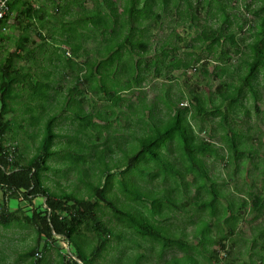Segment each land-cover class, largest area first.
<instances>
[{
	"label": "trees",
	"instance_id": "16d2710c",
	"mask_svg": "<svg viewBox=\"0 0 264 264\" xmlns=\"http://www.w3.org/2000/svg\"><path fill=\"white\" fill-rule=\"evenodd\" d=\"M84 1L66 0L65 3H56L61 15L53 33L59 39L53 38L54 48L42 53L41 59L46 61L35 68H31L30 62L33 59L37 62V58H34L36 51L26 48V45L32 43L29 30L39 20L42 22L47 19V13L43 16L45 12L33 7L30 0H11L7 15L0 21L1 30L11 14L16 12L14 23L20 31L14 38L0 31V40L12 38L15 45L14 51H8L0 58V225L9 227L19 221L16 212L8 207L9 200H25L32 207L33 200L41 197L45 205L42 211L33 207L31 214L24 217L26 224L34 227L37 244L42 240L44 250L38 252L37 248H31L27 251L26 256L31 259V264L43 263L44 252L53 246L52 241L56 236L73 248V253H61L55 246L60 258L59 264H101L100 261L106 259L109 249L115 246L112 241L118 244L126 231L152 245L158 244L159 257L169 249L176 248L182 252V255L163 260L160 264H181L180 260H183V264H200L196 256L200 252L198 246L204 251H213L208 246L217 242L220 249L225 250V240L231 239L236 229L234 223L228 225L230 218L234 221L241 217L249 202L252 210L256 211L255 218L264 209V178L257 187V179H250L246 173L247 162L253 165L254 170L263 169L264 157L256 154L253 143L249 141L254 135L249 130L242 133L234 122L237 113L250 116V109L246 106L249 100L253 101L255 112L264 113L255 104L260 98L259 75L262 74L264 79V0H243V8L256 18L257 28L251 33V40L245 43L243 37H237L238 32L243 30L245 17L242 19L231 12V9L237 8V5L232 4L233 0H120L119 5L115 0H90V8L84 6ZM181 4L183 8L179 9ZM170 5L178 9L175 12L177 20L183 18L185 22L192 23L197 30L196 34L185 41V38L172 31L149 57L151 29L159 26L162 22L160 12H165ZM209 19L213 22L209 23ZM36 35L41 38L39 45H44L46 38L39 29ZM172 37L173 42L170 41ZM88 40H92L95 47L88 48L85 45ZM175 41L186 48L203 49L210 61H215L209 75L218 83L206 94L193 91L189 96L190 102L182 107H177L167 93L158 96L167 115L162 119L155 113V104H147L142 99L144 94L142 97L138 95L137 103H132L130 99L122 97V93L135 90L138 94L142 93L143 82L150 75L167 79L173 70H181L183 73L198 70L195 63L199 57L195 58L194 53L180 56L179 45ZM241 43L243 48H240ZM61 48L64 53L69 48L71 53L68 51L69 54L65 56ZM236 54L241 61L240 68L231 63ZM83 55L84 60L77 61ZM18 60H25L29 65L23 64L25 68H19L16 65ZM68 70L72 71V81L63 87L60 80L68 75ZM86 90L98 98L106 99L109 113L85 112L82 103L83 92ZM25 95H28L26 98L29 97V100L21 104L19 109L17 101ZM122 102H128L129 108L133 107L126 114L124 128L138 125L137 128L142 129L140 135H137L136 128L127 134L129 140L134 137L138 139V148L128 147L126 143L129 140L125 137L106 134L112 128L111 118L116 119L118 116L116 107ZM57 110L69 111L71 120L77 123L73 133L69 136L66 134L65 148L71 150L67 154L61 153V149L56 147L62 135L55 130L58 118L61 117L57 115ZM17 111L21 122L19 127L23 129V123L29 122L28 126L38 127L41 137L35 152L26 162H21V152L15 146H8L7 141ZM203 116L217 118L216 127L221 133L216 132L217 128H212L213 132L207 138L200 137L198 131L203 127L196 120ZM83 136L86 141L81 139ZM215 136L218 140L214 142ZM99 139L101 141H96ZM257 142L264 146L260 137ZM114 148L122 153L119 166L117 163L115 165L120 167L118 175L124 178L129 175L128 181L116 178L106 162L112 158ZM221 150H225V153ZM59 157L72 168L82 163L88 164L86 168L92 171L96 162L104 166L103 169L98 166V172L93 171L96 180L88 184L85 197L70 192L57 194L44 185L47 173L58 171L49 161ZM208 157L212 162L225 158V164L233 167L240 175L241 185L236 184L235 188L237 192H244V195L238 196L241 201L236 211L229 201L230 193L222 195L223 199L219 196L215 186L218 174L213 177L209 173ZM142 160L145 168L141 167L140 176L143 178L140 179L143 184H139L130 174ZM82 171L85 176L87 172ZM155 179L162 184L169 183L170 186L148 188L146 184H151ZM198 179H205V182L199 183ZM114 184L127 200L140 204V208L131 206L125 209L118 206L115 203ZM193 186L195 196H200L203 190L211 192V198L195 204L194 213L206 211L209 206L213 220L199 231L194 222L192 235L198 236L199 240L190 244L184 228L176 234L170 222L165 220L169 218L167 214L186 210L188 201L183 200V197H188ZM221 203L224 205L223 210L220 208ZM103 207L109 210L114 225L103 219L100 210ZM194 213L190 216L196 215ZM219 213L224 214V217L219 216ZM219 221L224 222L226 234L230 235L223 234L225 230H222ZM188 222H193L191 217ZM118 226L123 229H118ZM213 227L217 231L220 227L221 236L211 237ZM252 241L255 242V237ZM37 253L39 256H36ZM209 257L218 260L215 253L206 259L211 260ZM118 258L120 256L115 257V260ZM132 258L133 264H140L143 256L138 254Z\"/></svg>",
	"mask_w": 264,
	"mask_h": 264
},
{
	"label": "rangeland",
	"instance_id": "374dc122",
	"mask_svg": "<svg viewBox=\"0 0 264 264\" xmlns=\"http://www.w3.org/2000/svg\"><path fill=\"white\" fill-rule=\"evenodd\" d=\"M65 1L66 0H30L31 5L33 3V7L39 9L40 12L44 11L45 13H47L46 16L47 19H45L41 23L39 22L35 23V27H33L30 31V38L32 40L31 46H33L34 51H36V53H34L35 56L34 58H37V62H34V59L30 62V64H32L31 68H35L37 67V65L41 66V63L46 61L41 59L42 53H47L49 52L48 50H52V48H54L52 47L53 40L55 38L59 39V37H57L53 33V31H56L55 27L56 26L58 27V23H59L58 18H60L61 15L59 8H57L56 3L57 2L65 3ZM245 1L249 2L251 0H245ZM115 2L118 5L120 4V0H115ZM232 4L237 5V8L231 9V12L232 13L235 12L242 19H244L243 17H245V24L243 30L241 32H238L237 37H243V39H245L244 43L249 42L253 37V34L251 33L257 30L256 18H254L253 15H251L250 13L244 10L243 0H233ZM84 6L86 8H90L91 1L85 0ZM182 8L183 7L181 4L179 9ZM177 10L178 9H174V7L170 5L165 12H160L162 22L159 24V26L152 27L151 29V33H152L150 39L151 47H150V52L147 54L149 57H151L154 54L157 46L163 40H165L166 37H168L169 33H171L172 31L178 33L182 38H185V41H188L191 37H193L196 34L197 30L192 25V23L187 21L185 22L183 18L177 20V15L175 14ZM14 13L15 12L11 14L8 24L0 30L2 33H4L5 36L7 34L8 35L13 34L17 36V34L19 33V30L17 29V26L13 21ZM208 22L211 23L213 21L209 19ZM42 26H43V30H41ZM71 27H73L72 24ZM37 29H40L39 32L42 34V36H45L46 38L44 45L41 46L39 45L41 43V38L36 35ZM172 40H174L173 37L171 38L170 41L173 42ZM175 42L179 45L178 54L180 56H186L185 53H194L193 56L195 58L199 57L198 62L195 63L196 67H199L198 70L196 71L187 70L184 73L181 70H173L168 74V77L170 76L171 78L169 77L167 79L164 76L154 77L153 75H150L143 82V88L141 89L142 93L138 94L137 90L133 92L122 93V97H124L125 99H130L132 103H137L138 95L142 97V94H144L145 96L142 97V99H144L147 104H151V105L155 104V113L158 116H160V118L162 119L166 118L167 115L164 113L165 107L163 106L162 100L159 99L158 96L165 95V93H167L169 99L175 102L176 103L175 105H177V107H182L184 106L185 102L186 103L190 102L189 96L193 91H203L206 94L209 91L213 90L218 83V80L212 78V76L209 75L210 71L213 68V65L215 64V61L213 62L210 61V57L203 49L186 48L183 47L182 43H179V41H175ZM85 45L90 49L95 47L94 42L92 40H88L85 43ZM12 46H13L12 38L5 37V41H3L2 45H0V58H2L3 55L6 54L9 49L12 48ZM242 46L243 43H241L240 48H243ZM62 48H61V53L66 56V53L62 51L64 48L63 49ZM67 50L70 51L69 48H67ZM84 57L85 56L83 55L82 57L77 58V61L80 62L84 60ZM204 63H206L205 66L203 65ZM231 63L237 65L239 68L241 67V61L239 60L238 54H236L233 57ZM16 65L20 66L22 69L25 68L23 66L22 61H17ZM205 71H207V74H205ZM71 74L72 71L68 70V75L64 79L60 80V83L63 84V87L68 86V81H72ZM259 82H260L259 85L260 98L258 102H255V104L259 106L261 111H264V86H262L264 83V79L262 74L259 75ZM181 94L182 97H180ZM27 96L28 95H25L23 98H20L17 101L19 105V109L21 108V104H26L28 102L29 97L27 99L26 98ZM127 103L128 102L118 103V107H116L118 116L116 119L111 118L112 128H115V130H112L111 128L106 134L108 135L115 134L117 136L125 137L127 140H129L127 134H129L131 129L136 128L137 135H140L142 133V129L140 130L139 128H137L138 125L137 126L133 125V128L131 125H130L131 128L129 127L124 128V125L126 124L125 123L126 114L128 113V111H131L133 108V107L129 108L127 106ZM246 106L250 109V113H251L250 116L247 117V115H244L243 113H237L235 115L234 122L236 123V127L240 131H242V133H245L249 130V133L251 135H254L252 136V138L249 139V141L253 143V148L255 149L256 154H258L261 157H264V146H260L257 142L259 137L262 140V142H264V113L262 112L257 113L253 110L252 100L246 101ZM82 107L85 112L109 113L108 101H106V99L98 98L96 95H92L91 92L87 90L83 92ZM18 113L19 112L17 111V114L15 116L16 119H14V121L12 122V126H11L12 129L7 134V141H8V146H15L17 150L21 152L20 154L21 162H26L35 152L36 146L38 144V139H40L41 137L39 136L38 127L28 126L29 122L23 123L24 124L23 129L19 127L21 122L19 121ZM57 115L58 116L61 115V117L58 118V121L55 126V130L58 133H61L62 135L61 137H59V140H57L56 147L61 149V153L67 154V152H71V150H67V148H65L67 144V136L73 133L74 129L77 127V123L76 121L71 120L70 118L71 113H69V111L57 110ZM9 116L10 114L7 115V117ZM196 122L203 127L201 131H198V135L200 137L207 138L208 135H210V132H213L211 131L212 128L213 129L215 128V130L217 128L216 127L217 118L215 117L210 118L207 116H203L202 119L198 118ZM195 129H197L196 126ZM216 132L220 134L221 130L217 128ZM66 134L68 135L66 136ZM81 139L83 141L87 140L86 137L84 136ZM213 140L214 142L217 141L218 137L215 136ZM96 141L99 142L101 141V139ZM120 143L122 144V147H125V145H123L122 142ZM126 144L128 145V147L130 146V148L131 147L136 148L139 142L138 139L134 137L133 140L131 139L127 141ZM221 151L225 153V150H221ZM73 154L76 155L77 153L73 152ZM121 157H122V153L115 149V152L112 153V158H109L108 160H106V162H108L110 169H113L111 172H113L116 178H122L128 181L129 175L128 176L125 175V178L120 174L118 175L120 171V167L119 168L117 167L119 166L118 161L121 159ZM224 159H217L214 162H212L211 158L208 157L206 159V161L209 164L207 169L213 177L218 174V178L215 179V181H217V184H215V186L219 191L218 192L219 196L221 197L222 195H225V193L226 194L230 193V195H228V198L229 201L232 202V204L235 206L234 211H236L238 204L241 201V198H239L238 196L244 195V192L241 191L237 192L236 190L237 188H235V186H237L236 184L241 185L242 181L240 175L236 171H234L233 167L231 166L232 168H230L225 164ZM244 159H246V157H244ZM143 162H144L143 160L139 162V166L137 165L135 167L136 170H134V172L130 174L135 180V182H138L139 184H143L140 179L143 178L140 176L141 167L142 168L144 167ZM49 163L55 168V170L58 171L48 172L46 175V179L43 181L44 185L49 187L50 190L54 193L60 194L61 192H70L78 197H82V196L85 197L87 195L86 191H88L89 189L88 184L91 181L96 180V174L93 171L98 172L99 167L102 169L104 168V166L101 163L97 164V162L96 165L92 166L94 167L92 171L89 170L90 168H86L88 164H82V163L76 165L75 168H72L61 157L53 158L49 161ZM116 163L118 166H115ZM246 167L248 168L246 173L250 176V179L252 180L257 179L256 186L257 187L260 186L261 185L260 180L264 178L263 176L264 168L261 170L260 169L258 170L256 168L254 170L253 165H251L248 162L246 163ZM259 167H261V165H259ZM81 168L87 172L85 176ZM256 174H259L260 176H256ZM83 180L86 181L84 182ZM204 180L198 179L197 182L199 183L205 182ZM161 185L163 187L170 186L169 183L162 184L156 179L153 180L151 184H146L148 188H153V189L160 188ZM116 187H117L116 184H114V194H115L114 197H116L115 203L118 206H122L125 209H129L131 206H134L133 208H140V204H135L130 200H127L124 197V195H122L116 189ZM188 193H190L188 195L189 198L187 197V195L183 197V200L186 199L188 201V205L187 204L185 205L186 210H183L181 213L172 212L170 214H167L166 216L169 218L165 221H168V223L170 222L171 229L172 230L174 229L176 234H178L179 230L184 228L187 239L188 241H190V244H195L196 241L199 240V237L192 235V231L195 227L194 222H196V227H195L196 230L199 231L205 229L207 225L210 224L211 221L213 220V218L209 214L210 212L209 206L206 211H200V212L196 211V213H194L196 210L195 204H200L201 201L208 200L209 198H211V192L203 190L201 191L200 196L198 195L195 196L194 186H193L190 188V191ZM192 194L194 195L193 197L191 196ZM16 200L17 201L15 200L12 201L13 204L9 205V208L11 209V211L16 212L19 221L14 222L9 227H4L0 225V264H31L32 263L31 259L26 256L27 251L31 248H37L38 252H40L41 250L44 251L42 249L43 248L42 240L39 244H37L35 240L36 233L34 227L29 226L30 224L29 225L26 224L24 220L25 216L31 214L33 207H35L39 212L42 211V209L44 208V199L41 197L35 198L33 200L32 207L25 200H21V199L20 200L16 199ZM178 201L181 202L179 199ZM250 203L251 202H249V205H247L246 208L243 210L241 217H238L234 221H232L233 218H230L229 223L227 222L228 225L234 223V225H236V229L234 232L235 234L231 235L233 236L230 239L232 243L226 241L225 250H221L217 242L214 245L208 246V249L209 250L214 249L213 251L212 250L204 251L202 248H200V246H198L200 252L198 255L196 254V256L198 257V262L200 264L201 262H204L205 264H264V209L260 213H258L259 216L255 218L254 215L256 214V211L252 210ZM223 207L224 205L223 203H221L220 208L222 210L224 209ZM100 210L103 214V219L110 225H114L115 221L110 217L111 215L109 210L106 209L105 207H103ZM191 213H194L196 215L190 216ZM207 213L209 216L208 215L206 216ZM219 216L224 217V214L219 213ZM190 217L193 220L192 223L188 222V219H190ZM163 219L165 218H162V220ZM221 221H219L220 222L219 224L222 227V230H225L223 234H226L227 231L226 225L223 224L224 222ZM117 228L123 229L120 226H118ZM124 233L125 236L123 237L122 241H120L118 244L116 243V241H112V245L115 246L119 245V247L115 248L114 246L113 248L109 249L106 259L100 261L101 264H133L132 257L138 254L143 256V258L140 260V264H160L162 263L163 260H168L171 257H177L182 255L181 251L174 248L164 251L162 253V256L159 257L158 254L160 247L158 244L152 245L149 241L145 239H142L140 237L136 238L128 234L127 231ZM221 234L222 232L220 230V227L218 231L216 227H213L210 233L211 237L213 238L217 236H221ZM226 235L228 236L230 234H226ZM205 237H207V234L205 235ZM254 237H255V242L252 241ZM127 239H131V240H127ZM233 239H237V240H233ZM52 243L53 246H51V248H49L47 252H44L45 253L43 256L44 261L42 264H59L60 258L55 250L56 247L59 249L61 253H66V252L73 253V248L58 236L54 237ZM215 250H218L217 253L215 252ZM211 253H215L217 255L218 258L217 261L210 257L208 259L211 260L206 259L208 255H210ZM112 256L114 258L113 260H111ZM119 256L120 258L115 260V257L117 258ZM187 260L189 261V259ZM180 262L181 264H183V260H180Z\"/></svg>",
	"mask_w": 264,
	"mask_h": 264
},
{
	"label": "crops",
	"instance_id": "0c3cea01",
	"mask_svg": "<svg viewBox=\"0 0 264 264\" xmlns=\"http://www.w3.org/2000/svg\"><path fill=\"white\" fill-rule=\"evenodd\" d=\"M32 6H33V3H32ZM35 6V5H34ZM15 14H16V12L13 14V16H15ZM46 15V13H43V16H45ZM34 21H35V19H33ZM8 21H9V19H8ZM8 21H7V24H8ZM13 21H15V19H14V17H13ZM39 22H40V20H39ZM41 23V22H40ZM6 24V25H7ZM5 27V26H4ZM3 27V28H4ZM41 27V26H40ZM40 30V29H39ZM41 30H43V26H42V28H41ZM30 31L31 30H29V33H30ZM19 33H20V31H19ZM19 33L17 34V36L19 35ZM2 34H4V33H2ZM11 34V33H10ZM8 35V34H7ZM42 35V34H41ZM16 35H11V37H17ZM30 36V35H29ZM3 41H5V40H0V45H2V43H3ZM13 41V40H12ZM26 48H27V50L28 49H33L34 47L33 46H31V44L29 43L28 45H26ZM15 50V45H14V43H13V46H12V48L11 49H9L8 51H14ZM18 61H22V63L24 64V65H26V64H28L29 65V63L28 62H26L25 60H18ZM19 68H21L20 66H18ZM8 114H6V116H7ZM0 198H1V195H0ZM17 201L16 199H11V200H9L8 202H7V204H8V207H9V205H12L13 203H12V201ZM11 210V209H10ZM226 241H228V242H230V243H232V241L230 240V238H227L226 240H225V243H226ZM233 244H234V241H233Z\"/></svg>",
	"mask_w": 264,
	"mask_h": 264
},
{
	"label": "built area",
	"instance_id": "2783aa9c",
	"mask_svg": "<svg viewBox=\"0 0 264 264\" xmlns=\"http://www.w3.org/2000/svg\"><path fill=\"white\" fill-rule=\"evenodd\" d=\"M11 0H0V21L3 20L5 18V16L8 13L9 10V2ZM66 55H68V51L65 52ZM187 103L185 102L184 105H186ZM9 158L11 159V154H9ZM45 206V205H44ZM36 256H39V253L36 254Z\"/></svg>",
	"mask_w": 264,
	"mask_h": 264
}]
</instances>
